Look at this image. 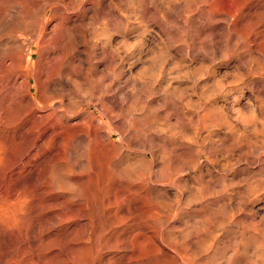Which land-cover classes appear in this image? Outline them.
<instances>
[{"label": "rangeland", "instance_id": "374dc122", "mask_svg": "<svg viewBox=\"0 0 264 264\" xmlns=\"http://www.w3.org/2000/svg\"><path fill=\"white\" fill-rule=\"evenodd\" d=\"M70 1L0 0V63H7L13 41L35 35L29 71L23 65L1 74L7 80L0 84V115L17 116L0 122V264H172L165 253L174 247L165 233L206 213L184 202L211 178H229L226 189L235 184L228 192L246 201L233 206L248 218L257 211V228L264 221L263 134L249 141L256 147L248 145L254 138L243 126L264 110L258 95L264 1ZM228 14L237 23L250 15L245 27L235 28L247 36V48L233 39L208 47L216 39L202 34L203 25L211 21L223 29ZM230 127L244 139L233 141ZM141 154L151 160L147 174L161 217L158 234L153 220L134 211L132 193L142 183L129 168ZM239 155H245L242 162ZM163 190L169 199L158 198ZM217 232L218 240L227 239ZM261 250L259 255L264 245Z\"/></svg>", "mask_w": 264, "mask_h": 264}, {"label": "bare ground", "instance_id": "6f19581e", "mask_svg": "<svg viewBox=\"0 0 264 264\" xmlns=\"http://www.w3.org/2000/svg\"><path fill=\"white\" fill-rule=\"evenodd\" d=\"M82 0H72L70 2H73L74 4H79ZM161 1V0H160ZM166 1V0H165ZM188 1V0H187ZM204 0H202L203 2ZM216 1V0H215ZM249 1V0H248ZM251 1V0H250ZM249 1V2H250ZM264 1V0H263ZM159 2V0H158ZM192 2V1H191ZM195 2V0L193 1ZM212 2V1H211ZM129 3V2H128ZM160 3V2H159ZM213 3V2H212ZM228 3V2H227ZM17 4V3H16ZM168 4V3H167ZM191 4V3H190ZM196 4V3H195ZM201 4V3H200ZM253 4V3H251ZM259 4V3H258ZM261 4V3H260ZM169 5V4H168ZM204 5V4H203ZM211 5V4H210ZM245 5V4H244ZM199 6V4H198ZM202 7V4L201 6ZM208 9L209 6H207ZM207 7H205L207 9ZM247 7V6H246ZM249 7V6H248ZM253 7V6H252ZM256 7V6H255ZM253 7V9L255 8ZM196 8V6H195ZM203 8V7H202ZM252 9V10H253ZM13 10V9H12ZM205 11V10H204ZM203 11V12H204ZM245 11V10H244ZM243 11V13H244ZM13 12V11H11ZM210 12V10H209ZM208 13V12H207ZM10 14V13H9ZM201 13H199L200 15ZM231 14V13H230ZM228 14L227 18L225 19V28L223 29H217L215 28L214 26L206 23H202L204 24L203 25V28H207L206 30L203 31V35L206 37V38H211L213 37L214 39H216L215 41L213 42H208L207 41V45L208 47H212V46H215L216 43H220V44H225L228 42V40H236L237 42L235 44H239L240 43H245L246 45V48H247V43L248 41L246 40V37H244L245 35H240V34H237L235 28L237 26V24H240V27H245L248 23H249V17H247V15H242L240 19V23H237V20L234 21V19L232 20L231 19V15ZM252 14V13H251ZM253 14H254V11H253ZM11 15V14H10ZM210 15V14H209ZM259 16V19L261 20V22H264V13H261V14H258ZM216 16V15H215ZM214 17H212L211 19H213ZM216 18V17H215ZM198 19H201V17H199ZM206 19V18H205ZM204 20V19H203ZM251 20V18H250ZM196 21V20H195ZM207 21V19H206ZM44 22V21H43ZM60 22H61V19H60ZM91 22V21H90ZM218 22V21H217ZM239 22V21H238ZM56 27L59 28V23L58 21L56 22ZM198 23V22H197ZM195 23V25L197 24ZM224 23V22H223ZM45 24V23H44ZM256 24V23H255ZM58 25V26H57ZM61 25H62V22H61ZM231 25V27H229ZM254 25V24H253ZM256 26V25H255ZM254 26V27H255ZM253 27V28H254ZM241 29V28H240ZM251 29H252V26H251ZM42 30V29H41ZM40 30V31H41ZM257 30V29H256ZM264 30V29H263ZM255 31V30H254ZM197 32V31H196ZM199 33V32H198ZM258 33V32H257ZM197 34V33H196ZM252 34V33H251ZM32 35V34H31ZM194 35V34H193ZM41 35H39V38H40ZM255 37V36H253ZM35 35H32V39L29 40V41H26L25 43H19L17 44V42L19 40H15L13 41V44H10L11 48L13 49L12 51L15 50V52L13 53L12 51L10 52V48L9 50L7 51L6 53V58H7V63L5 62V60L0 63V84H2L4 82V80H7V76L6 77H3V80H2V77H1V74H9L10 72H13L14 70L15 71H18L21 69V67H23V65H26L25 67V70L29 71L28 70V65L30 63V56L29 54L32 52H34L32 49H33V44L35 43ZM258 38V37H257ZM30 39V38H29ZM252 39V38H251ZM246 41V42H245ZM252 41V40H251ZM262 41V40H261ZM260 41V42H261ZM253 42V41H252ZM255 42V41H254ZM253 42V43H254ZM257 42V41H256ZM263 43V41H262ZM219 44V45H220ZM231 44V43H230ZM243 45V44H242ZM260 45V44H258ZM244 46V45H243ZM19 49H21V53L17 52ZM253 49V48H252ZM240 50H243V49H240ZM247 50V49H246ZM256 50V49H255ZM259 50V49H258ZM254 51V50H253ZM249 52H251L249 50ZM257 53V52H256ZM166 54V52H165ZM253 55V54H252ZM251 55V56H252ZM258 55H259V52H258ZM245 59V55H242ZM263 56V55H262ZM247 57V56H246ZM254 57V55H253ZM260 57V55H259ZM262 59V57H260ZM259 58V59H260ZM5 59V58H3ZM242 59V60H244ZM238 60V59H237ZM251 62V60H250ZM254 63V61H253ZM252 63V64H253ZM237 65V64H236ZM255 65V64H254ZM241 69V68H240ZM253 69H255L253 67ZM252 69V70H253ZM260 71V70H258ZM261 72V71H260ZM13 74V73H11ZM30 74V73H29ZM28 74V76H29ZM10 75V74H9ZM15 76H17V74H13ZM23 76V75H22ZM261 79V78H260ZM262 81H260L259 83H261V89L260 91L258 92V95H260L259 99H264V80L261 79ZM260 85V84H259ZM111 96V95H110ZM114 99V98H113ZM113 99L112 101H109L110 104L114 105V106H117L118 102L116 103L113 102ZM237 100V99H235ZM248 100V98H247ZM37 102V101H36ZM122 102V101H121ZM18 103V102H16ZM107 103V102H106ZM249 104V103H248ZM251 104V103H250ZM47 103H44V106H46ZM123 105V104H122ZM104 106V105H103ZM119 106V105H118ZM258 106V105H257ZM2 107V106H1ZM4 107V106H3ZM6 107V106H5ZM19 107V106H18ZM40 107V106H39ZM42 107V105H41ZM252 107V106H251ZM261 107V106H260ZM8 108V107H7ZM117 108V107H116ZM259 108V107H258ZM14 109V108H13ZM12 109V110H13ZM42 109V108H40ZM99 109L100 111L103 113L104 115V110L102 108V105L101 107L99 106ZM105 109V108H104ZM4 110V109H3ZM18 110V108H17ZM17 110H15L16 112L13 111V113H17ZM20 110V109H19ZM18 110V111H19ZM107 110V109H106ZM241 110V109H240ZM239 110V111H240ZM253 110H254V107H253ZM252 110V111H253ZM263 110V109H262ZM5 111V110H4ZM94 111V110H93ZM135 110H133L134 112ZM144 111V110H143ZM236 111V110H235ZM261 111V110H260ZM21 112V111H20ZM132 112V111H131ZM141 112V111H140ZM241 112V111H240ZM257 112V111H256ZM3 113V112H2ZM12 113V112H11ZM236 113V112H235ZM255 113V112H254ZM19 114V113H18ZM258 114V113H256ZM13 116L16 115V114H12ZM142 115V114H141ZM240 115V114H239ZM255 115V114H254ZM13 116H11L10 114H5V115H0V122L2 123H12L13 121L15 122L16 120L13 119ZM17 116V115H16ZM17 118V117H16ZM35 120V119H34ZM223 121H226V119H224ZM250 121V120H249ZM100 122V120H99ZM252 122V120H251ZM224 123V122H223ZM228 123V122H227ZM249 123V125H248ZM247 125L243 126V128H249V132H250V135L251 137H253L254 139H249V141H253L257 138H259V136L261 135V133L263 135H261V140H259V142L261 143V149L263 150L262 153H264V110L263 112L259 115H255L254 119H253V122L250 124V122H248ZM87 124V123H86ZM226 124V123H224ZM91 127H93L91 125ZM228 127V126H227ZM226 128V127H224ZM231 128V127H230ZM232 131L234 130L233 128H231ZM93 130V129H92ZM97 130V129H96ZM95 130V131H96ZM108 130V129H107ZM157 130H159L157 128ZM238 130V129H236ZM99 131V130H98ZM97 131V132H98ZM228 131H231V130H227ZM231 131V132H232ZM102 132V131H101ZM104 132V131H103ZM160 132V131H158ZM231 132H230V135H231ZM113 133V132H112ZM170 133V132H169ZM229 133V132H228ZM240 133V131H239ZM235 134L234 131L231 135L233 141H235L236 143L240 140V138H242V135L241 134ZM243 133V131H242ZM247 134V132H245ZM178 134V133H176ZM244 134V133H243ZM95 135V134H93ZM175 135V134H174ZM174 135H171L172 137ZM249 135V136H250ZM96 136V135H95ZM100 136V135H99ZM103 136L107 139V141L109 143H112V140L110 139V134L108 132L104 133ZM176 136V135H175ZM245 136V135H243ZM179 137V136H177ZM176 137V138H177ZM101 138V137H100ZM122 138V137H121ZM250 138V137H249ZM173 139V138H172ZM244 139V137L241 139V141ZM114 140V139H113ZM170 140V139H169ZM175 140V139H174ZM246 140V139H245ZM117 141V140H116ZM173 141V140H172ZM176 142V140H175ZM174 142V144H175ZM248 142H244V143H248ZM258 142V143H259ZM177 143H179V141H177ZM251 142H249L248 145H250ZM259 143V144H260ZM116 144V142H115ZM157 144V143H156ZM234 144V142H233ZM239 144V143H238ZM119 145V144H118ZM145 145V144H144ZM152 145V144H151ZM221 145V144H220ZM235 145V144H234ZM233 145V146H234ZM242 145V144H241ZM247 145V146H248ZM251 145H253L254 147H256V143L255 142H252ZM143 146V145H142ZM180 146V145H179ZM245 146V145H244ZM258 146V145H257ZM147 147H150V146H147ZM145 147V148H147ZM187 147V146H186ZM236 147V146H235ZM246 147V146H245ZM259 147V146H258ZM154 148V146H153ZM153 148H151L150 150H152ZM174 148V147H173ZM176 148V147H175ZM174 148V149H175ZM213 148V147H212ZM240 148V147H239ZM238 148V149H239ZM173 149V150H174ZM260 149V150H261ZM149 150V151H150ZM237 150V149H236ZM241 150V149H240ZM256 150V149H255ZM255 150H253L255 152ZM258 150V149H257ZM147 151V150H146ZM154 151V149H153ZM155 152V151H154ZM157 152V151H156ZM197 152L196 150H191V153L193 154V156L195 158L198 159V156H197ZM247 152V151H246ZM251 152V151H250ZM152 153V152H151ZM239 153V152H238ZM252 153V152H251ZM256 153H259V152H256ZM174 154V153H173ZM253 154V153H252ZM246 155V154H245ZM245 155H239V160H241V156H245ZM248 155V154H247ZM260 155V154H259ZM153 156V154H152ZM156 156V155H155ZM257 156V154H256ZM264 156V155H263ZM262 156V158H263ZM238 157V156H237ZM249 157V156H248ZM261 157V156H259ZM154 158V157H153ZM157 158V157H156ZM247 158V156H246ZM251 158V157H250ZM254 159V157H252ZM155 159V158H154ZM245 159V158H244ZM253 159H251L252 162H255L253 161ZM235 160V158L233 159ZM249 160V159H248ZM155 161V160H154ZM245 161V160H244ZM264 161V159L262 160ZM137 162V161H136ZM236 161H234L233 163H235ZM239 162V161H237ZM236 162V164H237ZM242 162V160H241ZM151 163V160L148 158L147 154H141L140 155V159L139 161L134 164L133 166H131L129 168L130 171H132V174L134 172V174L136 175L135 177H137L138 181H140L142 183V186H139L138 188L134 189L133 190V193L134 194V200H136V204H135V210L137 212V214L140 215V217L144 218L147 220V222H149L150 220H153V226L152 228L155 230V234H158V232L160 231V224H161V221H160V215H159V212L158 210L155 208V205L153 204V202L155 201V197L153 196V194L151 193L150 191V187L152 186V183L151 181L149 180L148 178V172L147 170L149 169L148 166L150 165ZM172 163H175V161ZM248 164L250 162H247ZM261 163V162H260ZM232 164V163H231ZM251 164V163H250ZM132 165V164H130ZM129 165V166H130ZM230 165V163H229ZM238 165V164H237ZM246 165V163H245ZM252 165V164H251ZM153 166V165H152ZM254 166V165H253ZM259 166V165H258ZM261 166V165H260ZM263 166V165H262ZM261 166V168H262ZM232 167V165H231ZM244 167V166H243ZM250 167V166H249ZM249 167L247 168L249 170ZM175 168V167H174ZM259 168V167H258ZM242 169V168H240ZM128 170V169H127ZM155 170V169H154ZM244 170V168H243ZM260 170V169H259ZM170 171V170H169ZM176 171V169H175ZM211 171V170H210ZM256 171V170H255ZM129 172V171H128ZM264 172V171H263ZM148 173V174H147ZM170 173V172H169ZM245 173V172H243ZM242 173V175H243ZM133 174V175H134ZM241 174V173H240ZM264 174V173H263ZM262 174V175H263ZM209 175V174H208ZM213 175V174H212ZM168 176V174H167ZM220 176V175H219ZM170 177V176H169ZM174 177V176H173ZM204 177V176H203ZM264 177V176H263ZM210 178V177H208ZM169 179V178H168ZM229 178H226V177H222V178H214V179H210L208 180L207 182L205 181V185L202 184V187H200L201 183H199V187H196L194 189H192V191L190 193H188V195H186V198L183 196L182 198H185V205H187V207H191L192 205H196L198 204L199 207L201 209H204L206 210V213L202 214L199 216L198 220L195 219L192 221V223L190 225H187V221L183 227L182 230L178 231V232H174L173 229H175L174 227H176L177 225H175L174 227H170L169 229H167L166 233H165V237L172 243L173 245V250H172V253L171 251L168 252L169 254H166L165 253V256L168 257L171 261H172V264H223L221 262L220 259H224L226 263L224 264H248V263H256V264H264V259H262L264 256L262 252V254H258L260 253L262 250V247H263V242H264V237H262V233H263V230H264V226L262 227L263 229H259L258 227L263 224V222H259L257 223L259 226L257 228H255L253 226V221L255 222H258L256 220H254L253 216L258 214L257 211H256V214H254L251 218L249 217H246L244 215H241L238 213V211L240 209H238V207L236 208L235 206H233L234 204L235 205H239L241 204L242 202L246 201L244 198V196H235L234 194H231L230 192H228V189H231L232 186H235L230 184L228 187V189H226L227 185H228V182H230V180H228ZM233 179V178H231ZM264 179V178H261V180ZM177 180V178H176ZM214 180V181H213ZM260 180V182H262ZM153 182V181H152ZM179 182V181H178ZM234 182V181H233ZM259 182V181H258ZM264 182V181H263ZM262 182V184H263ZM250 183V182H249ZM154 184V183H153ZM238 184V183H236ZM118 185V184H117ZM251 185V184H249ZM255 185V184H254ZM254 185L252 189H254ZM259 185V184H257ZM261 185V184H260ZM248 186V185H247ZM256 186V185H255ZM128 187V186H126ZM249 187V186H248ZM257 187H260V186H257ZM133 188V187H132ZM176 188V187H174ZM235 188V187H234ZM247 188V187H246ZM250 188V187H249ZM127 189V188H125ZM130 189V188H128ZM251 189V190H252ZM132 190V189H130ZM233 190V189H231ZM250 190V191H251ZM257 190V189H256ZM254 190V191H256ZM127 191V190H126ZM168 191V190H167ZM167 191H164L161 193V196L159 195L158 198H165V199H169L168 198V194H167ZM180 191V190H179ZM245 191V190H244ZM261 191V190H260ZM131 192V191H129ZM233 192V191H232ZM245 192H248V191H245ZM257 192V191H256ZM241 193V192H240ZM253 193V192H252ZM251 193V195H252ZM130 194V193H129ZM238 195V193H236ZM250 193H248L249 195ZM256 194V193H255ZM254 194V195H255ZM264 194V193H263ZM127 195V193H126ZM178 195V194H177ZM128 196V195H127ZM132 196V197H133ZM175 196V195H174ZM262 196V195H261ZM264 196V195H263ZM170 197V195H169ZM177 197V196H175ZM248 197V196H247ZM250 197V195H249ZM248 197V198H249ZM256 197V196H255ZM125 198H127L125 196ZM131 198V196H130ZM172 198V197H171ZM170 198V199H171ZM181 198V199H182ZM252 198V197H251ZM128 199V198H127ZM177 199V198H176ZM126 200V199H125ZM130 200V199H129ZM133 200V199H132ZM129 201V202H132ZM173 200V199H172ZM249 200V199H248ZM128 201V200H127ZM176 202V200H173V203ZM249 202V201H248ZM172 203V205H173ZM254 203V202H253ZM131 204V203H130ZM133 205V204H132ZM242 205V204H241ZM249 205V203H248ZM170 206V205H169ZM174 206V205H173ZM197 206V205H196ZM247 206V205H246ZM245 206V207H246ZM259 206V205H258ZM198 207V206H197ZM170 207H168L167 209H169ZM259 209V207H257ZM128 211V210H127ZM182 211V210H181ZM245 211V210H243ZM253 211V210H252ZM263 211V210H262ZM126 212V211H125ZM132 212V211H131ZM241 212V211H240ZM248 212V211H247ZM245 213V212H244ZM252 213V212H251ZM250 213V214H251ZM260 213V212H259ZM263 213V212H262ZM264 214V213H263ZM138 215V216H139ZM260 216V215H259ZM262 216V215H261ZM262 218V217H261ZM185 220V217L183 219V221ZM187 220V219H186ZM185 220V221H186ZM230 220V221H229ZM261 221V220H260ZM146 222V226L148 227L149 223ZM180 223V221H179ZM261 223V224H260ZM138 224V223H137ZM156 224V225H155ZM141 225V224H140ZM142 224V226H145ZM151 225V224H150ZM172 226V225H171ZM178 226L180 227V224H178ZM177 227V228H179ZM182 227V226H181ZM141 228V227H140ZM146 228V227H145ZM176 228V229H177ZM222 230L223 233L222 234H227V239L226 240H218L219 236L217 233V231L219 230ZM143 231V230H142ZM141 231V232H142ZM176 231V230H175ZM221 232V231H220ZM141 234V233H140ZM226 235L223 236V238L225 237ZM157 237V236H156ZM222 237V236H221ZM151 238V237H150ZM222 238V239H223ZM151 239H154L155 240V237L154 238H151ZM220 241V242H219ZM149 243V242H148ZM219 244H221L222 246L219 247ZM138 245V244H137ZM128 247V246H127ZM159 247V246H158ZM157 247V248H158ZM153 248V247H152ZM160 248V247H159ZM161 249V248H160ZM159 249V251H161ZM230 250V254L227 255V256H224L225 253H227V251ZM158 251V249H157ZM156 251V253H157ZM163 251V250H162ZM154 252V251H153ZM229 252V251H228ZM228 254V253H227ZM154 255V254H152ZM151 255V256H152ZM223 255V256H222ZM163 256V255H162ZM262 256V258H260ZM224 257V258H223ZM239 258V261H237ZM157 259V258H156ZM160 259H161V256H160ZM158 262V261H157ZM168 262V261H167Z\"/></svg>", "mask_w": 264, "mask_h": 264}]
</instances>
